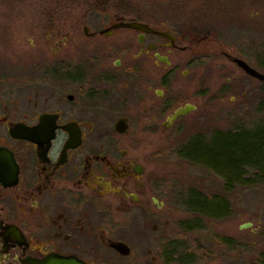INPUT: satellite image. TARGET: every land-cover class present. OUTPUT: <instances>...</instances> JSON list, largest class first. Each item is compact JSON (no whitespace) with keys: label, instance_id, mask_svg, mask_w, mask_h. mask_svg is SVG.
<instances>
[{"label":"flooded vegetation","instance_id":"af4514ba","mask_svg":"<svg viewBox=\"0 0 264 264\" xmlns=\"http://www.w3.org/2000/svg\"><path fill=\"white\" fill-rule=\"evenodd\" d=\"M34 2L40 19L36 14L18 44L35 50L31 61L47 95L44 106L34 98L28 110L20 94L0 102V264H43L49 257L171 264L174 253L179 264L193 258V264H215L223 253H238L172 247L183 229L179 186L158 168V146L203 129L216 113L224 114L216 126L246 127L247 93L238 88L246 78L256 92L262 86L232 59L258 66L220 46L219 60L227 64L216 61L218 78H198L182 93L191 67L209 60L206 53L193 56L183 42L196 35L213 43L211 34L232 27L260 31L264 0ZM232 16L237 20L227 19ZM187 104L191 109L170 121ZM42 115L50 117L44 124Z\"/></svg>","mask_w":264,"mask_h":264},{"label":"rangeland","instance_id":"374dc122","mask_svg":"<svg viewBox=\"0 0 264 264\" xmlns=\"http://www.w3.org/2000/svg\"><path fill=\"white\" fill-rule=\"evenodd\" d=\"M34 3V0H0V102L20 94L21 105L25 107L24 109L28 108L26 107L27 105L30 106L32 104L31 102L34 98L38 99L41 105L44 106L45 103L42 102L44 99L43 94L47 95V90L45 91L46 87L41 81L37 80L39 76L37 65L31 61L35 57V50L18 44L24 37L22 30L33 23V20L36 19V14L40 19V15L37 12L35 14L37 7L35 8ZM249 9L247 13L248 11L250 12ZM233 18L237 20L235 16L227 19L232 20ZM259 18L262 20L261 24L258 23L260 26L258 30L260 31L240 30L238 32L235 27H232L233 30L229 33L211 34V40H217L213 43H210V40L199 41L196 35L194 38L192 37L193 40H189V42L184 41L183 44L191 45V51L194 53L193 56L206 53L209 55V60H203L197 65L195 63L196 66L191 67V80L184 82L181 92L190 93L195 87L192 81L195 82L194 80L198 78L204 80L206 83L214 82L218 78L215 77V73L218 72L216 61L227 64L226 61L224 63L219 60V51L222 50L220 46H223L228 51L232 50L239 53L243 58L251 62L252 65L258 66V70L264 74V2ZM254 19L255 17L252 16V20ZM243 27L239 26V28ZM240 32H243L245 35ZM224 37H228L226 43L223 41ZM185 54L189 55L192 53L186 52ZM232 73H234V70H232ZM209 87L214 88L211 85ZM258 87L260 86L258 85ZM247 88L250 91V96L248 104L243 109V119L247 121L245 126L251 127L256 124H264V84L261 90L256 92L255 84L246 78L243 85L239 86L238 93L240 94ZM35 90H39L42 95L38 98L33 96L37 94ZM57 96L59 97V94L54 97ZM257 99H263V109L261 107L258 108L259 101ZM209 107L210 110L213 109V106ZM201 109H203V105ZM216 112H208V115L213 117ZM215 117V119L213 117L210 123L203 126V129H188L181 132L176 142L172 144H160L158 146L162 152V157L158 161V168L169 177L173 184L179 186V222H182L185 229H187V231L179 229V235L181 236H179L178 241L172 242V247L174 246L175 250L181 247L180 249L186 253L190 252L192 254L197 249L224 251L236 249L239 252L230 253L229 255L231 256L229 258H225L224 256L228 253L221 254L218 258L219 262L217 261L215 264H258L256 262L257 255L260 252H264V186L236 188L233 192L228 193L227 203L232 215L222 220H196L191 213L185 210L181 201L187 187H194L199 189V191L203 190L211 193L218 192L217 187L213 185L215 181L207 175L208 172L206 170L198 166L178 164L175 153L179 142L185 140L194 132L212 130L216 126L212 122L222 119L224 114L216 113ZM239 117L240 114H238L235 120H240ZM189 225L191 228H195V230L189 231ZM217 236L232 237L235 242L234 246L229 247L221 244V242H218ZM177 256L179 255L174 253V255L169 257L172 258L170 260L171 264H179V257ZM174 257L177 258V261ZM190 261L193 264L194 258ZM159 264L163 263L160 261Z\"/></svg>","mask_w":264,"mask_h":264},{"label":"trees","instance_id":"16d2710c","mask_svg":"<svg viewBox=\"0 0 264 264\" xmlns=\"http://www.w3.org/2000/svg\"><path fill=\"white\" fill-rule=\"evenodd\" d=\"M246 93L249 99L248 88ZM262 100L257 99L259 101L258 108L263 109ZM233 112L236 113L233 115L234 117L238 116L240 105ZM263 126L264 124H256L251 127L232 129L215 126L210 131L194 132L179 142L175 151L177 163L198 166L206 170L207 175L215 181L213 185L217 187L218 191L211 193L199 191L194 187L185 189L181 200L183 207L196 220L225 219L232 215L227 203L228 193L233 192L236 188L264 186ZM182 227V231H187L183 223ZM188 228L189 231L195 230L190 225ZM217 240L229 247L235 244L233 238L228 236H217Z\"/></svg>","mask_w":264,"mask_h":264},{"label":"water","instance_id":"95a60500","mask_svg":"<svg viewBox=\"0 0 264 264\" xmlns=\"http://www.w3.org/2000/svg\"><path fill=\"white\" fill-rule=\"evenodd\" d=\"M246 74L252 76L258 81H261L264 83V74L260 71H257L253 67L249 66L243 59H240L238 57H234L232 59ZM191 109L190 105H185L184 107L178 108L169 118L170 121H172L177 115L185 114ZM49 115H42L40 117V123L44 124L49 120ZM19 131V128H15L14 132ZM49 131H53V128H50ZM25 137L32 139L33 138V131L24 132ZM43 264H83L77 260L69 259V258H52L49 257L44 261Z\"/></svg>","mask_w":264,"mask_h":264}]
</instances>
